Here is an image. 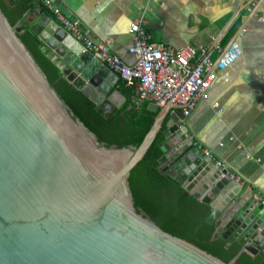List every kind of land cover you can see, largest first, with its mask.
I'll return each mask as SVG.
<instances>
[{
  "label": "water",
  "instance_id": "95a60500",
  "mask_svg": "<svg viewBox=\"0 0 264 264\" xmlns=\"http://www.w3.org/2000/svg\"><path fill=\"white\" fill-rule=\"evenodd\" d=\"M42 11L31 31L60 75L94 105L107 101L105 115L119 108L109 98L118 78L78 43L68 50L66 32L43 25ZM23 28L0 11V264H226L134 208L129 174L164 123L157 169L208 205L206 222L241 246L228 264L241 253L264 259V208L251 195L233 203L234 183L193 146L181 108L150 104L158 113L135 149L100 146L48 85L18 38Z\"/></svg>",
  "mask_w": 264,
  "mask_h": 264
},
{
  "label": "crops",
  "instance_id": "0c3cea01",
  "mask_svg": "<svg viewBox=\"0 0 264 264\" xmlns=\"http://www.w3.org/2000/svg\"><path fill=\"white\" fill-rule=\"evenodd\" d=\"M50 1L68 19L79 20L93 42H108L110 51L127 64L134 61L127 53L130 25L139 19L151 44L211 49L235 41L241 56L217 74L206 99L187 118V137L240 179V185L232 186L233 203L249 195L264 200V0ZM41 8L37 3L23 22L35 25ZM40 18L46 26L53 21L45 9ZM64 39L72 42L68 50L76 45L69 35ZM116 86L109 97L116 105L136 96L123 84Z\"/></svg>",
  "mask_w": 264,
  "mask_h": 264
},
{
  "label": "trees",
  "instance_id": "16d2710c",
  "mask_svg": "<svg viewBox=\"0 0 264 264\" xmlns=\"http://www.w3.org/2000/svg\"><path fill=\"white\" fill-rule=\"evenodd\" d=\"M30 2L0 0V11L11 27L22 22L28 11L34 8ZM18 38L68 112L95 136L100 146L121 150L135 149L141 144L158 113V110L149 109L150 103L139 101L130 94L122 106L105 115L101 110L102 104L94 105L60 75L55 64L39 48L41 42L30 25L24 26ZM164 129L165 123L143 159L129 174L128 185L134 208L137 213H144L163 232L228 264L238 255L241 246L237 242L228 244L223 239L218 221L206 222L211 213L208 205L198 202L174 179L157 169L164 161L159 147L164 140ZM234 264H264V259L241 253Z\"/></svg>",
  "mask_w": 264,
  "mask_h": 264
},
{
  "label": "built area",
  "instance_id": "2783aa9c",
  "mask_svg": "<svg viewBox=\"0 0 264 264\" xmlns=\"http://www.w3.org/2000/svg\"><path fill=\"white\" fill-rule=\"evenodd\" d=\"M40 4L76 43L82 53H89L94 60L105 66L118 81L136 92L139 101H145L163 108L170 104L181 108L182 116L189 118L199 102L206 99L218 73L235 63L241 51L234 41L226 47L215 44L211 49L185 46L174 49L164 45L149 43V35L143 30L144 20L139 19L130 25L132 44L127 53L134 58L127 64L114 55L108 42H93L82 29L77 19H68L50 0H33L32 5ZM212 42L215 38H211ZM195 148H200L193 142ZM201 149V148H200ZM204 157L212 159L208 150H202ZM215 167L224 170L226 177L235 185L240 179L228 171L221 162ZM252 201L264 208V200L253 195Z\"/></svg>",
  "mask_w": 264,
  "mask_h": 264
},
{
  "label": "rangeland",
  "instance_id": "374dc122",
  "mask_svg": "<svg viewBox=\"0 0 264 264\" xmlns=\"http://www.w3.org/2000/svg\"><path fill=\"white\" fill-rule=\"evenodd\" d=\"M21 23H23L24 26H27V23H28V22H27V21H24V22L22 21ZM118 83H119V84H122L121 82H117V84H118ZM117 84H116V85H117ZM116 87H117V86H115V88H116ZM105 102L108 103L107 101H104V102L102 103V106H105Z\"/></svg>",
  "mask_w": 264,
  "mask_h": 264
},
{
  "label": "bare ground",
  "instance_id": "6f19581e",
  "mask_svg": "<svg viewBox=\"0 0 264 264\" xmlns=\"http://www.w3.org/2000/svg\"><path fill=\"white\" fill-rule=\"evenodd\" d=\"M42 23H44V21H42Z\"/></svg>",
  "mask_w": 264,
  "mask_h": 264
}]
</instances>
